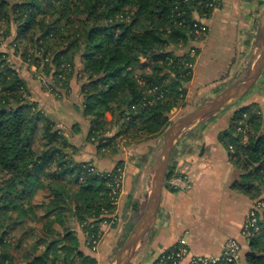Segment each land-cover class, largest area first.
<instances>
[{
  "label": "trees",
  "instance_id": "trees-1",
  "mask_svg": "<svg viewBox=\"0 0 264 264\" xmlns=\"http://www.w3.org/2000/svg\"><path fill=\"white\" fill-rule=\"evenodd\" d=\"M198 1L0 0V17L7 24V35L15 25L11 46L49 78L46 85L53 91L61 93L63 88L65 94L60 96H68L72 79L79 78L83 100L77 109L90 120L87 139L103 148L114 144L118 136L138 142L143 135L160 136L170 125L184 82L193 74L184 63L188 59L186 50H178L193 41L190 29L196 20L193 9L201 8ZM200 10L211 16V10ZM142 57L148 60L143 63ZM144 64L152 66L151 73L144 74L146 83L159 84L165 90L164 98L150 102L151 96L144 97L147 86L134 75V69ZM29 88L9 54L0 51V264H15L19 253L15 248L26 241V236L17 239L12 231L15 235L39 210L43 217L56 216L49 220L51 224L58 220L66 226L53 241L70 247L77 264H96V257L81 249L69 220L78 222L91 245V234L98 232L99 223L109 220L116 208L108 172L124 165L117 162L111 169L95 171L91 168V163L96 166L94 161L76 159L66 127L43 110ZM175 91L178 96H171ZM258 106L253 102L235 107L232 132L224 130L219 136L247 171L239 186L254 199L264 195L260 171L264 162V117ZM109 111L111 118L107 116ZM244 114L249 123L246 143L241 142L235 128V121ZM74 128L80 131L77 124ZM112 128L116 131L108 135ZM37 139L40 150L35 149ZM114 151L119 150L113 148L112 154ZM176 169V161L171 159L167 179ZM41 188L44 197L35 200ZM259 215L262 232L249 239L245 255L248 264H264V211ZM26 255L29 252L21 257ZM24 264H63V260L39 253L31 254Z\"/></svg>",
  "mask_w": 264,
  "mask_h": 264
},
{
  "label": "crops",
  "instance_id": "crops-1",
  "mask_svg": "<svg viewBox=\"0 0 264 264\" xmlns=\"http://www.w3.org/2000/svg\"><path fill=\"white\" fill-rule=\"evenodd\" d=\"M261 6L262 0H223L222 6L214 10L208 17L206 22L209 31L205 40L200 44V51L193 71L194 85L202 86L199 91L200 96H205L208 99L216 94V89L214 90L208 85L210 84L209 80L201 79L198 67L202 63H207L218 57V54L222 53V47L230 59L228 61L230 72L225 78L229 79L235 73L241 75L243 69L240 64L248 63L249 53L253 47V42L249 38L255 33L254 28L261 20L264 11ZM222 79L217 82V88L224 83V79ZM257 83L259 82L255 84L257 85ZM69 97L71 98L69 99L71 121L73 123L82 122L85 120V116L77 109L83 100L82 96H67L62 99ZM253 102L258 103L264 115V94L251 96L246 100L247 104ZM231 103L191 124L178 137L176 166L177 169H184L191 173L193 186L189 190H173L165 184L156 221L139 243L134 255L136 257L141 250L145 252L147 256L142 264H150L162 250L173 246L181 237L188 240L194 252L205 254L220 253L226 240L236 237L243 244V258L239 264H248L245 255L249 250V239L242 230L247 214L256 199L239 186L244 181L247 171L241 162H236L235 157L230 155L227 146L219 137L224 130L232 132L230 124L236 106ZM64 115L63 112L58 111V114L54 116L61 123L66 118ZM89 124L88 122L86 131H89ZM154 148L153 145L150 147L148 159L152 156ZM120 154L125 158V167H127L128 162L130 163L128 160L129 151L125 150L117 155L120 156ZM75 158L78 160L91 159L102 170L113 168L118 160L114 159L112 155L101 160L94 153H82L75 155ZM147 165L148 160L144 163V167ZM128 167L133 168L131 164ZM129 168L126 170L122 191L117 202V212L121 209V202L132 195L128 194L132 189L135 190V197H140L143 192L148 196L150 192V190L147 192L144 184L141 187L142 192H139V187L137 188L134 184ZM142 174L144 175V173ZM144 198L146 199V195ZM38 213L37 211V218L41 220ZM44 223L42 232H37L35 237L31 235L30 243L33 248L29 255L20 257L17 254L15 264H24L31 254L39 253H47L49 256L62 259L63 264L64 259L68 262L67 264H72V258L75 257L73 250L68 246L61 245L58 241H53L61 236L63 228L66 226L60 223L55 224V221L53 224L50 221H44ZM69 224L77 231L81 249L97 258L104 246L101 245L100 250L92 252L86 246L87 239L78 222L69 221Z\"/></svg>",
  "mask_w": 264,
  "mask_h": 264
},
{
  "label": "rangeland",
  "instance_id": "rangeland-1",
  "mask_svg": "<svg viewBox=\"0 0 264 264\" xmlns=\"http://www.w3.org/2000/svg\"><path fill=\"white\" fill-rule=\"evenodd\" d=\"M14 1L15 0H12V2ZM255 2L257 3V1ZM262 8H264V0H262L261 9ZM6 28H7V24L0 17V51L7 52L9 54L10 60H12V62L19 68L23 77L27 80L29 87H30L29 89L32 92L31 93L32 98H34V100H37L39 102V104L41 105V107L43 108L45 112H47L49 115H51L55 119L56 117L54 115L58 114V111L60 113L63 112V114H65L64 115V118L66 117L64 120L65 122L61 121V123L59 122V124L61 126L66 127V134L72 137V142L75 145V149H72V151L75 152L74 156L82 154V153H89V154L94 153V155H96L98 159L102 160L103 158L107 159V157L112 154L113 148L114 149L117 148L119 150L118 153L114 151L117 154L121 153L122 151L127 150L129 151L128 160H130V163L128 162L127 167L130 164L131 166H133L132 169L128 167L130 169L129 173L133 176V182L137 186V188L139 187L138 189L139 192H142L141 187L143 184L146 187L147 192H148L151 188V183L153 180L155 163L157 159L159 158V155L163 148L164 132L166 129L160 136H157V137H151L150 135H143L142 136L143 139L139 142L134 139H130L128 137L118 136L114 140L115 142L114 144H111L110 146H107V147L99 148L97 142L92 143L87 139L88 131H86V128L88 127L87 123L88 122L90 123L89 118L85 115V120H83L82 122L77 121L73 123V121H71L72 119L70 117L71 108L69 106V103H70L69 99L71 98L70 97L65 98V99L61 98V97L63 98L67 97V96H60V95L65 94L63 88H61L62 89L61 90L62 94H61L58 91H53V89L50 86L46 85L45 82H47L49 78L44 77L42 72H39L37 70L36 66H30L28 62L25 61L24 57L20 56V54L16 51V49L11 46L12 40L14 39V36L16 33L15 25L14 24L11 25V35H7L5 33L7 30ZM254 30H255V33L253 34V36H251V38H249L250 41L253 42L252 43L253 47L249 53L248 63L246 62L244 64L243 63L240 64L242 65V69H243L241 75L240 73H235L229 79L225 78V76L228 75V72H230L228 69L229 67L228 61H230V59L227 56V53L225 52L223 47H222L223 50L221 49L222 53L218 54V57H215L213 60H209L207 63H202L198 67V69L201 72V79L205 81L209 80L208 83L210 84L208 85H210L214 90L216 89L215 90L216 92L214 91L215 93H218L220 90H222L226 86L232 84L233 82L242 78L243 76L247 75L250 72L258 56L259 50H260L261 20L257 22ZM187 48L188 47H181L178 51L183 52ZM147 60H148L147 57L141 58V61L143 63ZM77 61L79 64V61H80L79 57ZM245 66H246V69H244ZM151 71H152V66L150 64L148 65L144 64L142 68L139 67V68L134 69V75L139 83L144 84V82L147 80L144 74L151 73ZM222 78L224 79L225 85H223L224 84L223 83L222 86L217 88L218 87L217 82L220 81ZM194 80L195 79L192 74V77L186 82H184L185 84L184 92L181 91V94L179 96L176 95V91L173 92L174 94H171V96H178L177 104L174 106L171 112V115H170L171 123L177 120L178 118H180L182 115L193 110L203 101L207 100L205 96L199 95L200 87L202 86L194 85ZM257 82H259L257 83V85L255 84L247 93H245L243 96L239 97L238 99L234 100L231 103V105H234L238 108L240 106L246 105L247 104L246 100L249 99V97L257 96L258 94L263 95L264 94V73H262L261 77L258 79ZM71 83H72L71 89H73V91L68 96H82L81 81L79 80V78L74 77ZM179 88L181 89L183 87H179ZM44 96H47L50 98H47V97L45 98ZM150 102H153V100L150 99ZM258 109H260V111L262 110L259 106H258ZM107 116L108 118H111L112 112L111 111L107 112ZM76 124L80 127V131H76V129L74 128ZM82 126H84L85 128L83 129ZM81 128H82V131H81ZM114 130L116 131L115 128H112L109 131L108 135H113L115 132ZM152 145L155 148H154L152 156L150 157V159H148L149 157H147V155ZM178 146H179V143L177 142L175 148L173 149L171 159L175 160L177 156L176 150ZM35 149L36 150L41 149L39 139H37ZM116 153L112 154V156H114V159H118L117 162H122L123 165L125 166L126 165L125 158H123L122 154L118 156ZM132 158L134 159L133 161H132ZM93 160H95V158H93ZM147 160H148V165L144 167V163L147 162ZM95 164L96 166H98L97 163ZM127 167H125V173H126V170L128 169ZM98 168L100 167L98 166ZM142 173H144V175ZM130 192L128 194L129 195L132 194V195H130L129 198H125L123 202H121V207H120L121 209L118 212H117V203H115L116 204L115 211L114 213H111L109 215L108 217L109 223L102 229L103 237L99 245L96 248H93L92 245L90 244L86 245L92 252H97L98 250H100L101 245L104 246L103 251L100 252L99 256L96 258L97 259L96 264H113L114 263L119 249L121 248V246L123 245L124 241L126 240L128 236L126 234L128 227L133 228V226L135 225V223L141 216L142 212L144 211V208L146 206L147 199H148L147 193L145 194L143 192L140 197H135V190L132 189ZM44 194H45V190L41 188L40 191H38V193L34 196V199L42 200L44 197ZM145 195H146V199L144 198ZM58 200H60V198H58ZM40 213H41V210H39L38 214ZM113 215L118 216L117 217L118 219L112 222L114 218ZM40 217H41V220L37 218V215L33 216L32 218L29 217L28 221H25V225L23 227H19L18 230H16L15 235H14L15 230L12 231V236H15L17 239L22 238L20 237V235L22 234H25L26 236V241L19 240L21 243L15 248L16 252L17 253L19 252L18 254L20 257L22 254L31 252V249L33 248V246L30 243V240H32L31 235L32 236L34 235L35 237L37 235V232H42V229H43L42 225L43 226L45 225L44 221L48 222L49 220H52V219L54 220L56 216L54 214H51L49 216L43 217V214H40ZM69 221L76 222L75 219H70ZM57 223H60V222L56 220L55 224ZM130 231L128 232V234L130 233ZM261 232H262V229L260 225V228L258 232L256 233V235ZM146 256L147 255L145 254V252L141 250L139 251L136 257L135 256L133 257L134 259L133 258L131 259L129 264H142ZM75 258L76 257L72 258V264L78 263V260ZM67 263L68 262H66L64 259V264H67Z\"/></svg>",
  "mask_w": 264,
  "mask_h": 264
},
{
  "label": "built area",
  "instance_id": "built-area-1",
  "mask_svg": "<svg viewBox=\"0 0 264 264\" xmlns=\"http://www.w3.org/2000/svg\"><path fill=\"white\" fill-rule=\"evenodd\" d=\"M223 4V0H199L198 5L201 8L195 7L193 9L196 15V20L190 29V34L193 36V41L190 46L186 49L188 59L184 62L186 66L195 68L196 60L200 51V43H202L209 31V26L206 22L208 19L207 11L200 10L205 7L212 12L220 8ZM203 11V12H202ZM45 82V81H44ZM144 82L147 88L144 90L145 98L151 96V100L154 98H164L165 90L159 84L151 82L150 84ZM46 83V82H45ZM155 96V97H153ZM150 101V99H149ZM244 118L237 119L235 121L236 132L239 133L242 138L241 142L246 143L248 140L249 123L245 122ZM230 150H234V144H229ZM92 170H101L97 166L91 163ZM263 177L262 182L264 183V162L260 169ZM111 194L113 202L117 203L119 196L122 191L123 183L125 180V166H120L115 172H108ZM166 184L173 190H189L193 186V179L191 173L184 169H176L168 179H166ZM264 211V195L257 198L253 205L251 206L247 217L243 225V234L247 239L253 238L260 228L261 215L260 212ZM112 220L115 221L117 216L113 215ZM109 223V220L104 219L99 223V230L96 233L91 234L90 243L93 248H96L102 240V229ZM243 258V244L236 237H230L226 240L222 247V250L218 254H205L194 252L188 240L185 237L179 238V240L171 246L169 249L162 250L159 256L152 261L150 264H229L238 263Z\"/></svg>",
  "mask_w": 264,
  "mask_h": 264
},
{
  "label": "water",
  "instance_id": "water-1",
  "mask_svg": "<svg viewBox=\"0 0 264 264\" xmlns=\"http://www.w3.org/2000/svg\"><path fill=\"white\" fill-rule=\"evenodd\" d=\"M261 45L258 56L250 72L218 93L200 103L190 112L173 121L164 132L163 148L155 163L153 180L144 211L131 229L123 245L119 249L113 264H129L134 257L139 243L153 227L163 189L166 184L171 155L178 137L191 124L217 111L247 93L258 81L264 71V11L261 16ZM160 254V253H159ZM155 257V259L159 256ZM154 259V260H155Z\"/></svg>",
  "mask_w": 264,
  "mask_h": 264
}]
</instances>
